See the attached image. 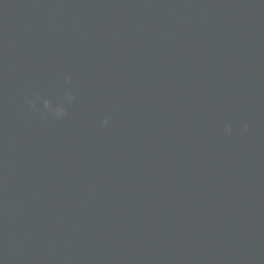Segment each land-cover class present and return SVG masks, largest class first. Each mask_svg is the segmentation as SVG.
Segmentation results:
<instances>
[{
    "label": "water",
    "instance_id": "95a60500",
    "mask_svg": "<svg viewBox=\"0 0 264 264\" xmlns=\"http://www.w3.org/2000/svg\"><path fill=\"white\" fill-rule=\"evenodd\" d=\"M0 264H264V0H0Z\"/></svg>",
    "mask_w": 264,
    "mask_h": 264
},
{
    "label": "clouds",
    "instance_id": "9594fccd",
    "mask_svg": "<svg viewBox=\"0 0 264 264\" xmlns=\"http://www.w3.org/2000/svg\"><path fill=\"white\" fill-rule=\"evenodd\" d=\"M66 98L70 101L72 99L71 93H65ZM46 108H49L50 110L54 111V114L57 117H62L65 114V108L63 106L57 107L55 109H51V106L47 103L45 104ZM105 124H107V121H105ZM228 130L231 131V125L228 126Z\"/></svg>",
    "mask_w": 264,
    "mask_h": 264
}]
</instances>
